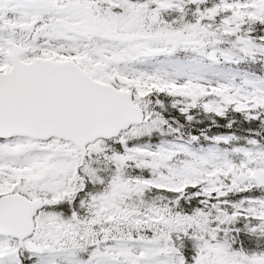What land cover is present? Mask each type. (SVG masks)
Segmentation results:
<instances>
[{
	"label": "snow or ice",
	"instance_id": "6c2138e0",
	"mask_svg": "<svg viewBox=\"0 0 264 264\" xmlns=\"http://www.w3.org/2000/svg\"><path fill=\"white\" fill-rule=\"evenodd\" d=\"M257 57L264 0H0V264H264Z\"/></svg>",
	"mask_w": 264,
	"mask_h": 264
},
{
	"label": "rangeland",
	"instance_id": "374dc122",
	"mask_svg": "<svg viewBox=\"0 0 264 264\" xmlns=\"http://www.w3.org/2000/svg\"><path fill=\"white\" fill-rule=\"evenodd\" d=\"M187 12H189V17H190V19H192L193 18V10L192 9H187ZM173 16H175V15H169L168 18H171ZM247 27H250L251 29H253L254 30L253 32H255L256 28H257L256 25H249ZM230 46L231 45L229 43H226V47H230ZM254 63L264 67V57H257V59H256V61ZM225 66L226 65H221L220 68H218L217 70L218 71H222V72H227L225 70ZM234 66H236V65H234ZM233 74H237L236 83H238V84L241 82V80L245 76H248V78H254L253 76H249V75L242 74V73L238 74V73L234 72ZM159 140L160 141H174V139L161 138V137H159ZM176 142H178V141H176ZM192 147L197 148L198 146L193 145ZM234 147H237V146H235V145H228V146L220 145L219 149H220L221 154H226L229 159H232V160H234L235 162L238 163L241 157L238 154H236V153L231 151V149L234 148ZM244 147H249V145L246 144ZM145 175H147V174H145ZM155 201L158 202V201H161V200L159 198H156Z\"/></svg>",
	"mask_w": 264,
	"mask_h": 264
},
{
	"label": "trees",
	"instance_id": "16d2710c",
	"mask_svg": "<svg viewBox=\"0 0 264 264\" xmlns=\"http://www.w3.org/2000/svg\"><path fill=\"white\" fill-rule=\"evenodd\" d=\"M250 66L251 67H246V70H248L250 72L261 73V76L264 77V74L260 70H254L252 65H250ZM231 118L236 120V124L233 126V128L230 131L234 132L237 137L248 136V135H250V133L258 131V132H260V137H257V139H261V142L264 143V126H259L257 124L254 128H251V127L243 128L244 122L241 120V118L239 116L233 114L231 116ZM208 119L209 118L204 117L202 114L197 115L194 119L193 125H191V128H193L192 130L195 131V122L196 121H204L205 123H207ZM205 131H207V130L205 129ZM256 243H258V241H253L252 246H255Z\"/></svg>",
	"mask_w": 264,
	"mask_h": 264
}]
</instances>
